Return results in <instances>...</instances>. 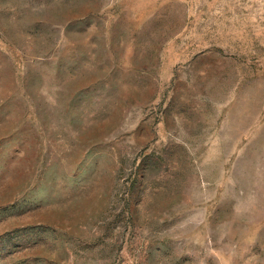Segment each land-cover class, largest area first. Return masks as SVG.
I'll use <instances>...</instances> for the list:
<instances>
[{
  "label": "rangeland",
  "instance_id": "1",
  "mask_svg": "<svg viewBox=\"0 0 264 264\" xmlns=\"http://www.w3.org/2000/svg\"><path fill=\"white\" fill-rule=\"evenodd\" d=\"M0 264H264V0H0Z\"/></svg>",
  "mask_w": 264,
  "mask_h": 264
}]
</instances>
